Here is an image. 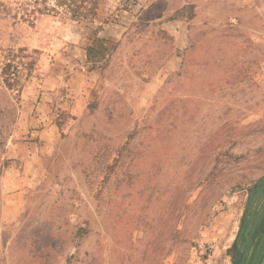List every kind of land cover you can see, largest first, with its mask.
<instances>
[{
    "label": "rangeland",
    "instance_id": "374dc122",
    "mask_svg": "<svg viewBox=\"0 0 264 264\" xmlns=\"http://www.w3.org/2000/svg\"><path fill=\"white\" fill-rule=\"evenodd\" d=\"M53 4L0 0V264H259L264 0Z\"/></svg>",
    "mask_w": 264,
    "mask_h": 264
},
{
    "label": "trees",
    "instance_id": "16d2710c",
    "mask_svg": "<svg viewBox=\"0 0 264 264\" xmlns=\"http://www.w3.org/2000/svg\"><path fill=\"white\" fill-rule=\"evenodd\" d=\"M39 0H34V2H37ZM46 0H41V2ZM96 2L97 0H54L53 6L49 8L50 10L56 11L55 8H63L64 10L70 11L71 15L78 19H83L87 17L88 14H95L96 9ZM23 18L25 17H31L30 11L25 10V12L22 13ZM10 72H7V76L9 77ZM7 81L8 78H5Z\"/></svg>",
    "mask_w": 264,
    "mask_h": 264
},
{
    "label": "water",
    "instance_id": "95a60500",
    "mask_svg": "<svg viewBox=\"0 0 264 264\" xmlns=\"http://www.w3.org/2000/svg\"><path fill=\"white\" fill-rule=\"evenodd\" d=\"M259 264H264V246L262 249V255H261V259H260V263Z\"/></svg>",
    "mask_w": 264,
    "mask_h": 264
}]
</instances>
